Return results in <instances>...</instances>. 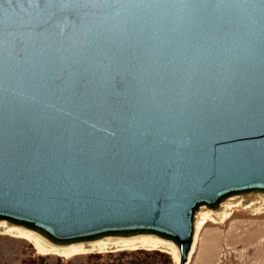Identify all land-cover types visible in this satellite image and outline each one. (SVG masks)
<instances>
[{
	"label": "water",
	"instance_id": "1",
	"mask_svg": "<svg viewBox=\"0 0 264 264\" xmlns=\"http://www.w3.org/2000/svg\"><path fill=\"white\" fill-rule=\"evenodd\" d=\"M248 199L264 0H0V222L58 248L153 237L188 264L201 217Z\"/></svg>",
	"mask_w": 264,
	"mask_h": 264
},
{
	"label": "rangeland",
	"instance_id": "2",
	"mask_svg": "<svg viewBox=\"0 0 264 264\" xmlns=\"http://www.w3.org/2000/svg\"><path fill=\"white\" fill-rule=\"evenodd\" d=\"M231 211L234 212L233 214L231 212L232 217L264 222V211L249 212L239 206H233ZM225 218L220 222H223ZM220 222L208 220L205 223L219 224ZM138 250H142V252H138ZM0 264H178V261L171 252L144 248L77 253L64 257L38 251L26 238L0 230Z\"/></svg>",
	"mask_w": 264,
	"mask_h": 264
},
{
	"label": "crops",
	"instance_id": "3",
	"mask_svg": "<svg viewBox=\"0 0 264 264\" xmlns=\"http://www.w3.org/2000/svg\"><path fill=\"white\" fill-rule=\"evenodd\" d=\"M232 214L202 225L188 264H264V222Z\"/></svg>",
	"mask_w": 264,
	"mask_h": 264
},
{
	"label": "bare ground",
	"instance_id": "4",
	"mask_svg": "<svg viewBox=\"0 0 264 264\" xmlns=\"http://www.w3.org/2000/svg\"><path fill=\"white\" fill-rule=\"evenodd\" d=\"M240 198V197H239ZM246 200V204L242 201H238L235 204H231L229 207L224 206V209L221 211V213L218 215V217H213L212 214H218V212H208L206 215H203L198 222V228L200 227V224L206 219L210 220L212 222H220L222 219H224L226 216H229L232 211L229 209L233 206H239L243 209H251L255 210L256 212L264 211L262 208H264V200ZM230 204V203H229ZM202 227V226H201ZM0 230L4 233H10L12 235L21 236L23 238H26L38 251H41L43 253H54L59 256H70L77 253H84L89 252L93 250L103 251L106 248L110 246H118L116 248H136V247H143V248H158L160 246H172L169 242H165L153 237H142V238H122V239H116V240H101L97 241L95 243H90L89 247H85L86 245H71L69 247L64 248H58L49 245L46 241L38 237L36 234L23 230L21 228H17L14 226L5 225V223L0 222Z\"/></svg>",
	"mask_w": 264,
	"mask_h": 264
},
{
	"label": "trees",
	"instance_id": "5",
	"mask_svg": "<svg viewBox=\"0 0 264 264\" xmlns=\"http://www.w3.org/2000/svg\"><path fill=\"white\" fill-rule=\"evenodd\" d=\"M154 252H157L156 250H153ZM138 252H142V250H138ZM119 253H123V252H119ZM121 255V254H120Z\"/></svg>",
	"mask_w": 264,
	"mask_h": 264
}]
</instances>
